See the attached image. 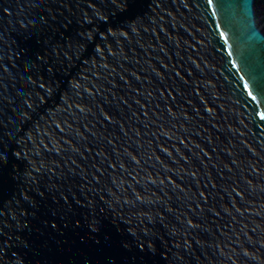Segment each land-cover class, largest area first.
Here are the masks:
<instances>
[{"label":"water","instance_id":"95a60500","mask_svg":"<svg viewBox=\"0 0 264 264\" xmlns=\"http://www.w3.org/2000/svg\"><path fill=\"white\" fill-rule=\"evenodd\" d=\"M213 7L0 0V264H264V0Z\"/></svg>","mask_w":264,"mask_h":264},{"label":"snow or ice","instance_id":"6c2138e0","mask_svg":"<svg viewBox=\"0 0 264 264\" xmlns=\"http://www.w3.org/2000/svg\"><path fill=\"white\" fill-rule=\"evenodd\" d=\"M138 3V0H111V4L113 7L120 9L122 11H134L135 7ZM207 6L210 8H213V15H215V8L213 7V0H207ZM101 20H103V16L100 17ZM220 37L224 40L225 45L228 44V39L225 35L224 32H220ZM91 38V37H89ZM99 51V49H97V52ZM229 56L232 55V53L229 51ZM37 59L39 62L44 63V54L42 50H38L37 52ZM66 63H70L68 61H66ZM48 64H50V66H48V72L50 74V79L53 81L52 84H49V86L46 88L44 83L40 84V89L44 92L45 94V98L48 96H51L53 94V92L56 90L55 87L53 86L55 83V80L59 78V73H62L64 71V69L60 68L56 63H52L51 62V58H49ZM233 67H236V64L233 62ZM244 78L241 77V80H243ZM258 89V91L261 93V98H264V83H260L258 85H255ZM243 87L244 90L248 93V96L253 100L256 101L257 100V96L253 94L252 92V87L249 85V83L247 81H244L243 83ZM36 102H42V98L41 97H37V101ZM28 108H32V105H28ZM24 117L21 115V119H23ZM260 119L264 120V114H260ZM13 123H15V120L13 119ZM15 131H13L12 133H10V135H15ZM8 159V153L4 152L2 150V147H0V165H3L4 162H6ZM54 227V225H53Z\"/></svg>","mask_w":264,"mask_h":264}]
</instances>
